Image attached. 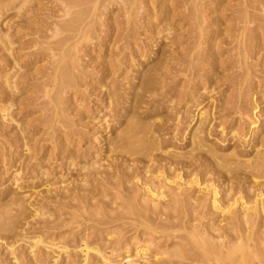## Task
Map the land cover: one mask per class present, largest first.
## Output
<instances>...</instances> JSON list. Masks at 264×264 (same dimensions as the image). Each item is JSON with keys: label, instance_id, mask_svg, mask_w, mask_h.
Listing matches in <instances>:
<instances>
[{"label": "bare ground", "instance_id": "bare-ground-1", "mask_svg": "<svg viewBox=\"0 0 264 264\" xmlns=\"http://www.w3.org/2000/svg\"><path fill=\"white\" fill-rule=\"evenodd\" d=\"M56 1L28 72L0 0V264H264V0Z\"/></svg>", "mask_w": 264, "mask_h": 264}, {"label": "rangeland", "instance_id": "rangeland-1", "mask_svg": "<svg viewBox=\"0 0 264 264\" xmlns=\"http://www.w3.org/2000/svg\"><path fill=\"white\" fill-rule=\"evenodd\" d=\"M99 4H97V13L101 12L102 15L99 18V23L97 24L98 26L102 28H110L114 22L121 23L122 20L124 19L123 17V12L119 9V6H123V3H121L122 0H111V1H102L98 0ZM217 1H224V4H227V7L234 8L233 6H237L240 4L238 0H217ZM59 1L56 0H41V3L36 6V10L39 12V16H33L31 15V8L27 9V5H31V2L27 4L26 6H23L22 9L19 11L18 8H13L6 12L3 16L4 22H3V27L4 28H9L10 33L12 34V39L15 41L14 43V51L16 54V57L18 59V64L23 68L24 70H27L28 72H32L36 68H41L45 65H48V55L47 53H43V49L38 48L39 45H33L32 43L34 42L32 38H35V32H44L46 23L48 21H52L55 19H60L57 18V14H61L59 9ZM159 0L155 5H158ZM14 4H12L13 6ZM11 6V7H12ZM159 8V5L156 9ZM167 9V8H163ZM180 9H183L181 7ZM232 11L230 9L228 11H225V14H231ZM141 16H145V12L143 14L141 13ZM144 17H141V20H143ZM224 20V17L218 18V23L220 24ZM224 28V26H222ZM174 28V26H173ZM217 28V27H214ZM153 29V28H152ZM151 29L152 32H149L148 34L142 35L143 38L146 39V43L148 46L151 45V42L157 41V39L160 41V37L163 36L162 34L160 35H155L153 30ZM173 31V30H172ZM46 33V32H45ZM165 34V33H163ZM160 36V37H159ZM148 39V40H147ZM90 41V42H89ZM85 42L84 44L89 46L92 42L89 40ZM95 41V40H93ZM158 41V42H159ZM169 41V40H166ZM153 42V43H154ZM94 44V43H93ZM93 56L91 54H88L85 59L88 60L90 63L92 60ZM94 58V57H93ZM97 62V61H96ZM264 66V65H263ZM3 67V66H0ZM120 74V73H119ZM31 90V85L28 86ZM202 91V90H200ZM28 95H31V92L27 93ZM257 94V99L259 102H262L261 106H264V97H262L261 93H256ZM17 112V110H15ZM37 112L34 116L40 115L39 110H33ZM31 107L29 108V111L25 113H20L18 115V119L22 121V126H28V124L31 123ZM40 133L36 135L35 137H39ZM83 144V143H82ZM86 145H84L85 147ZM60 162V160H50L51 166H50V172L51 175L48 177V179H45L50 181L51 183H55L59 181L60 178H57L61 172H64L65 170L62 171L60 167H56V165ZM47 161L44 164H50ZM60 171V173H59ZM56 173V174H55ZM80 172L78 170H73L70 171V173L65 176V178L74 180L80 178ZM55 174V176H53ZM39 183L33 184V186H36V189H39L41 187H37ZM76 229V228H75ZM74 229V230H75ZM121 258V257H119Z\"/></svg>", "mask_w": 264, "mask_h": 264}]
</instances>
